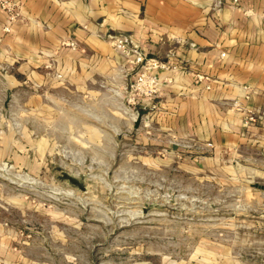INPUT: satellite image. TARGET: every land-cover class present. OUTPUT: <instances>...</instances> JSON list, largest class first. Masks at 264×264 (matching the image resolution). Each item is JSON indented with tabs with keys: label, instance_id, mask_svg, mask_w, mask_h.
I'll return each instance as SVG.
<instances>
[{
	"label": "rangeland",
	"instance_id": "1",
	"mask_svg": "<svg viewBox=\"0 0 264 264\" xmlns=\"http://www.w3.org/2000/svg\"><path fill=\"white\" fill-rule=\"evenodd\" d=\"M128 105L109 86L0 93V264H264V166L185 170Z\"/></svg>",
	"mask_w": 264,
	"mask_h": 264
},
{
	"label": "crops",
	"instance_id": "2",
	"mask_svg": "<svg viewBox=\"0 0 264 264\" xmlns=\"http://www.w3.org/2000/svg\"><path fill=\"white\" fill-rule=\"evenodd\" d=\"M15 1L13 22L0 8V93L27 82L124 92L142 64L110 41L122 37L177 65L160 72L170 81L137 108L150 123L146 133L180 143L170 146L183 169L229 173L240 157L264 166V0ZM247 110L255 119L244 123Z\"/></svg>",
	"mask_w": 264,
	"mask_h": 264
},
{
	"label": "built area",
	"instance_id": "3",
	"mask_svg": "<svg viewBox=\"0 0 264 264\" xmlns=\"http://www.w3.org/2000/svg\"><path fill=\"white\" fill-rule=\"evenodd\" d=\"M239 0H231L233 4H237ZM19 4L15 0H0V8L5 11L8 21H15L18 15ZM5 30L9 29V26H4ZM110 41L121 53L128 56V61L132 64H142V69L137 72L135 77L124 86V97L127 104H129V114L132 121L138 120V124L141 122L144 127L149 126L147 119L143 120V115L137 108V104L140 100H150L157 97L164 82H169L170 78H161L160 72L163 70H173L177 68V65L165 60H159L155 57L145 56L140 50L134 47H129L122 37L110 36ZM67 45L75 47L74 41H68ZM224 55V53H222ZM197 78H208L197 74ZM208 88L209 86L206 85ZM236 108H239L238 104ZM255 119L254 112L247 110L244 116V123L251 122ZM174 143V142H173Z\"/></svg>",
	"mask_w": 264,
	"mask_h": 264
},
{
	"label": "water",
	"instance_id": "4",
	"mask_svg": "<svg viewBox=\"0 0 264 264\" xmlns=\"http://www.w3.org/2000/svg\"><path fill=\"white\" fill-rule=\"evenodd\" d=\"M138 124V120L136 121L135 125ZM259 187L264 188V185H259Z\"/></svg>",
	"mask_w": 264,
	"mask_h": 264
}]
</instances>
